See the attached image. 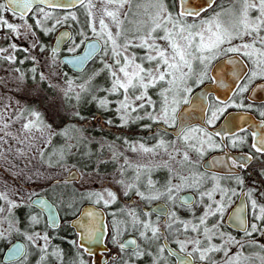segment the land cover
Instances as JSON below:
<instances>
[{"label":"snow or ice","instance_id":"snow-or-ice-1","mask_svg":"<svg viewBox=\"0 0 264 264\" xmlns=\"http://www.w3.org/2000/svg\"><path fill=\"white\" fill-rule=\"evenodd\" d=\"M0 70V264H264V0H0Z\"/></svg>","mask_w":264,"mask_h":264},{"label":"trees","instance_id":"trees-1","mask_svg":"<svg viewBox=\"0 0 264 264\" xmlns=\"http://www.w3.org/2000/svg\"><path fill=\"white\" fill-rule=\"evenodd\" d=\"M51 38H52V37H50V38H48V39H46V40L50 41ZM95 66H96V65H91V64H90V65L88 66V67H89V70H90L92 67H95ZM62 67L64 68L65 71H70V74H72V73H71V70L67 69L65 66H62ZM88 107H89V108H92L91 105H88ZM92 111H93L94 113H96V110H95V109H92ZM96 114L101 118V122H103V116L107 115L106 113H96ZM116 131H117V130H115V129L110 130V129H108V128H105V129L101 130V129L99 128V125H97L96 128L92 129V134L97 135V136H101V135H103V134H111V138H112V139H116V135H115ZM137 132H139V130H137ZM133 138L136 139V138H139V136H136V137H133ZM42 226H43V225H42ZM55 242H56V243H60L61 246L65 248V251H66V252L74 253V250H71L69 245H65V244H63L62 242L58 241V240H56ZM6 245H7L6 243H4V242H0V260H1L2 252H3V250H4V248H5Z\"/></svg>","mask_w":264,"mask_h":264},{"label":"flooded vegetation","instance_id":"flooded-vegetation-1","mask_svg":"<svg viewBox=\"0 0 264 264\" xmlns=\"http://www.w3.org/2000/svg\"><path fill=\"white\" fill-rule=\"evenodd\" d=\"M55 36V35H54ZM54 36L51 38V40L49 41V44H52L53 43V40H54ZM66 48V46H64V49ZM66 54V49L64 50V52H62L61 53V55L63 56V55H65ZM67 69H69L67 66H65ZM198 90V89H197ZM173 139H174V137H172ZM150 142V141H149ZM215 153H210L209 154V156H211V155H214ZM129 155H131V154H129ZM208 157H206V159H207ZM166 175V173L164 172V171H156L155 173H154V177L155 178H161V180H162V178L164 177ZM115 208H116V206L114 205L113 206V209H110L109 210V212H111L112 210H115ZM181 211V214L182 215H184V216H188V215H190V213L187 211V210H184V209H181L180 210ZM110 219H111V217L110 216H108V220L110 221ZM53 234H55V233H53ZM58 241H60L59 239H57ZM15 241V240H14ZM13 241V242H14ZM60 242H62V241H60ZM63 244H65V245H67L66 244V242H62ZM9 245L7 244L6 246H5V248H4V250H3V252H2V255H3V253H4V251H5V249L8 247ZM110 247H111V245H109ZM105 256H106V254L103 252V250L102 251H100L99 252V262H100V264H103V262H104V259H105ZM86 259H88L89 261H90V264H91V262H93V257H85ZM1 260H2V256H1Z\"/></svg>","mask_w":264,"mask_h":264},{"label":"water","instance_id":"water-1","mask_svg":"<svg viewBox=\"0 0 264 264\" xmlns=\"http://www.w3.org/2000/svg\"><path fill=\"white\" fill-rule=\"evenodd\" d=\"M60 30L62 31L63 29H60ZM56 35H58V33L55 34V36H54V40H53V43H54V41H55ZM67 67H68L69 70H70V66H67ZM196 91H199V89L196 90ZM85 206H87V205H85ZM15 242H20V241L15 240L14 243H15ZM9 247H10V245L5 249V251H4L3 255H2V260L5 258V253H6V251H7V249H8ZM102 250H103L102 247H100V249L96 252V256H93V262H95V264H100L99 259H97V257H99V252L102 251Z\"/></svg>","mask_w":264,"mask_h":264},{"label":"rangeland","instance_id":"rangeland-1","mask_svg":"<svg viewBox=\"0 0 264 264\" xmlns=\"http://www.w3.org/2000/svg\"><path fill=\"white\" fill-rule=\"evenodd\" d=\"M54 35H55V34H54ZM54 35H53V36H54ZM53 36H52V37H53ZM45 39H48V38H45ZM65 49H66V48H65ZM22 67H23V66H22ZM0 74H2V70H0ZM136 139H138V138H136ZM150 142H151V141H150ZM41 226H42V225H41Z\"/></svg>","mask_w":264,"mask_h":264}]
</instances>
